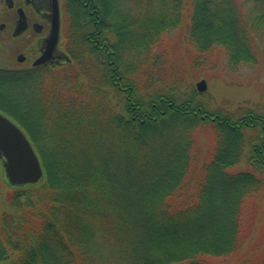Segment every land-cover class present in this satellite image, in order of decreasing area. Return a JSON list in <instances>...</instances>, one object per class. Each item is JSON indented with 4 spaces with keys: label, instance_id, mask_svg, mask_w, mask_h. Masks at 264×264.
Masks as SVG:
<instances>
[{
    "label": "trees",
    "instance_id": "obj_1",
    "mask_svg": "<svg viewBox=\"0 0 264 264\" xmlns=\"http://www.w3.org/2000/svg\"><path fill=\"white\" fill-rule=\"evenodd\" d=\"M69 60L1 84L44 171L0 215V264H206L241 250L264 186V108L209 109L155 54L182 26L198 56L257 64L264 0H62ZM165 66V67H164ZM215 146L191 187L195 131ZM245 161V171L228 170ZM255 264H264V258Z\"/></svg>",
    "mask_w": 264,
    "mask_h": 264
},
{
    "label": "rangeland",
    "instance_id": "obj_2",
    "mask_svg": "<svg viewBox=\"0 0 264 264\" xmlns=\"http://www.w3.org/2000/svg\"><path fill=\"white\" fill-rule=\"evenodd\" d=\"M61 8L63 1H60ZM63 12V9H61ZM65 15H61V29L65 28ZM182 26L164 35L159 50L165 58V70L172 76L183 77V84L193 85L203 80L206 90L200 100L208 102L209 109L223 108L229 112L238 107L264 108V43L255 47L257 64L249 63L230 70L226 53L214 46L211 51L198 56L194 49L183 42ZM61 48V47H60ZM62 49V48H61ZM215 138L213 131L206 127L195 131V144L192 150L193 162L189 174V185L195 187L202 175L203 164H206L213 153ZM245 161L231 167L230 173L245 171ZM15 189L5 181L0 167V215L6 210L10 195ZM242 235L244 241L241 250L229 257L205 259L206 264H255L264 258V186L249 197L243 207Z\"/></svg>",
    "mask_w": 264,
    "mask_h": 264
},
{
    "label": "flooded vegetation",
    "instance_id": "obj_3",
    "mask_svg": "<svg viewBox=\"0 0 264 264\" xmlns=\"http://www.w3.org/2000/svg\"><path fill=\"white\" fill-rule=\"evenodd\" d=\"M51 9L52 0H0V93L4 80L30 79L31 69L57 64L35 65L50 29Z\"/></svg>",
    "mask_w": 264,
    "mask_h": 264
},
{
    "label": "water",
    "instance_id": "obj_4",
    "mask_svg": "<svg viewBox=\"0 0 264 264\" xmlns=\"http://www.w3.org/2000/svg\"><path fill=\"white\" fill-rule=\"evenodd\" d=\"M60 38V16L58 0H52L50 29L43 42V52L35 65L59 64L68 61L67 55L57 49ZM196 90H206L205 81L196 83ZM0 160L5 181L10 187L35 186L44 178L38 155L22 129L0 112Z\"/></svg>",
    "mask_w": 264,
    "mask_h": 264
}]
</instances>
